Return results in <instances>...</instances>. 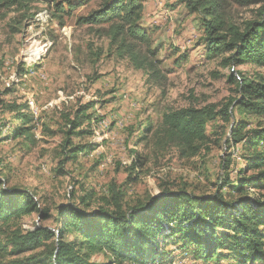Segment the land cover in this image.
<instances>
[{
	"label": "rangeland",
	"instance_id": "374dc122",
	"mask_svg": "<svg viewBox=\"0 0 264 264\" xmlns=\"http://www.w3.org/2000/svg\"><path fill=\"white\" fill-rule=\"evenodd\" d=\"M57 1L33 0L32 18H22L14 10L0 17V102L26 105L35 118L33 141L23 136L12 138L16 125L11 120L13 113L0 103V128L3 135L10 136L0 143V176L7 185L29 190L39 206L49 208L55 216L57 206L76 205L89 190L96 197L103 196L110 184L119 187L124 201L131 205L158 195L166 187L209 194L225 180L235 184L245 167L243 151L239 143L230 141L227 145L224 137L220 145L213 143L227 126L220 119L207 124L209 149L191 158L181 157L174 146L155 148L150 131L145 129L156 128L163 111L209 104L219 108L235 95V84L226 77L230 68L221 64V55L208 58L200 44L203 33L198 15L175 0H143L140 26L152 38L164 76L153 81L109 48L108 38L101 35L103 27L77 23L79 16L97 7L98 0L62 14V25L52 17ZM249 1L239 5L226 0L229 18L239 24L254 18L259 5ZM20 68H24L22 74ZM235 70L248 79L264 77V68L250 64ZM88 102L93 103L87 114L94 134L73 136L72 142L96 147L60 167L68 128L65 116L71 118ZM142 135L147 139L137 144ZM134 150L146 156L144 164L135 169L137 173L129 170ZM225 157L230 160L227 168L222 167ZM221 191L227 194V187ZM97 205L96 200L87 210ZM38 223L33 212L22 217L21 227L28 230ZM42 224L56 228L51 219ZM10 250L7 247L2 264L29 254ZM165 252L166 261L147 264H217L194 259L174 244ZM92 259L100 261L103 256ZM227 262L223 259L219 264Z\"/></svg>",
	"mask_w": 264,
	"mask_h": 264
},
{
	"label": "trees",
	"instance_id": "16d2710c",
	"mask_svg": "<svg viewBox=\"0 0 264 264\" xmlns=\"http://www.w3.org/2000/svg\"><path fill=\"white\" fill-rule=\"evenodd\" d=\"M88 1L59 0L54 4L52 17L62 25V14L67 15ZM175 1L198 15L203 33L200 44L208 58L221 55V64L230 68L226 77L235 84V95L219 108L209 104L163 111L156 128L145 129L150 131L155 148L174 146L181 157L191 158L209 149L207 124L220 119L227 126L213 143L220 145L224 137L227 145L230 141L239 143L243 151L245 167L236 183L225 180L209 194L166 187L134 205L127 204L124 192L110 184L103 196L86 191L78 204L57 206V214L52 216L49 208L39 206L32 192L9 186L0 176V259L10 247L9 253L29 254L9 260L8 264H147L166 261L165 248L174 244L194 259L217 264L223 259L229 264H264V77L248 79L241 71H234L243 64L264 68V0L252 2L259 5L254 18L241 24L229 18L226 0ZM234 1L239 5L251 2ZM32 3L33 0H0V17L14 10L22 18H32ZM143 7V0H98L97 7L79 16L77 23L103 27L101 35L108 38L115 54L127 58L134 69L144 72L150 80L159 81L164 77L161 60L152 38L140 26ZM20 69L22 74L24 68ZM0 103L5 111L13 113L11 120L16 125L11 130L12 138L23 136L33 141L35 118L31 110L22 104ZM92 106L88 102L78 107L71 118L65 116L68 128L60 167L78 154L95 149L93 143L72 142L73 136L94 134L91 116L87 114ZM251 118L253 122H249ZM8 137L0 128V143ZM146 139L142 135L137 144ZM132 152L135 155L131 156L129 170L135 172L146 156ZM229 161L225 157L222 167L227 168ZM222 187H227V194L221 191ZM96 200L98 205L87 210ZM33 212L39 223L32 229H23L22 217ZM48 219L56 228L42 224ZM97 255L103 260L92 259Z\"/></svg>",
	"mask_w": 264,
	"mask_h": 264
}]
</instances>
